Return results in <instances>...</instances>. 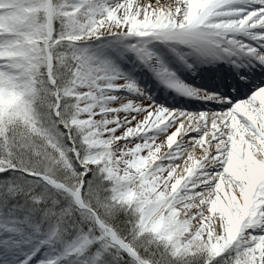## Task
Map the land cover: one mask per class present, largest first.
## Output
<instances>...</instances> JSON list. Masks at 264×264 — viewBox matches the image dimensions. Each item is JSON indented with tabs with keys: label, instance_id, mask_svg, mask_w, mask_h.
Masks as SVG:
<instances>
[{
	"label": "snow or ice",
	"instance_id": "obj_1",
	"mask_svg": "<svg viewBox=\"0 0 264 264\" xmlns=\"http://www.w3.org/2000/svg\"><path fill=\"white\" fill-rule=\"evenodd\" d=\"M0 264H264V0H0Z\"/></svg>",
	"mask_w": 264,
	"mask_h": 264
}]
</instances>
